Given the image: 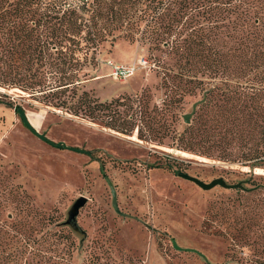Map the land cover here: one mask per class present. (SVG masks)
<instances>
[{
  "label": "trees",
  "instance_id": "trees-1",
  "mask_svg": "<svg viewBox=\"0 0 264 264\" xmlns=\"http://www.w3.org/2000/svg\"><path fill=\"white\" fill-rule=\"evenodd\" d=\"M119 39L144 47L162 73L165 99L150 108L141 96L145 128L138 132L159 145L264 171V91L228 84L223 93L219 81L223 73L264 72V0H0V89L25 91L84 118L98 105L105 125L130 133L131 97L97 103L81 88L101 49ZM197 89L205 100L179 130L178 107ZM259 178L240 189L264 190ZM6 204L0 200V264H73L76 243L54 215H42L39 228L33 221L8 225ZM214 215L231 248L248 247V257L236 262L264 264V196L219 206ZM98 260L90 253L83 264Z\"/></svg>",
  "mask_w": 264,
  "mask_h": 264
},
{
  "label": "rangeland",
  "instance_id": "rangeland-1",
  "mask_svg": "<svg viewBox=\"0 0 264 264\" xmlns=\"http://www.w3.org/2000/svg\"><path fill=\"white\" fill-rule=\"evenodd\" d=\"M114 65L135 69L122 78L113 73ZM159 71L144 47L124 39L105 45L96 64L87 68L81 88L97 103L133 99L130 133L105 125L108 117L98 105L93 118H84L44 105L25 91L1 88L5 95H0V182L5 187L0 188V200L7 203L2 218L8 225L33 221L39 228L42 215H54L57 228L70 231L76 243L73 264H83L90 253L98 255V264H246L236 261L248 257V247L231 248L214 214L219 206L252 203L264 196L263 189L244 194L264 171L159 145L138 132V127L145 128L139 115L141 96L149 97L150 108L162 106L165 99ZM256 74H221L223 93L228 84L234 91L244 87L249 92L264 91V72ZM199 99L197 89L178 107L175 125L179 130L186 124L182 115ZM16 107L36 131L62 146L36 136ZM116 108L126 112L125 106ZM165 142L170 141L165 138ZM179 171L204 182L241 181L244 189L217 185L204 190L177 175ZM105 176L115 187L120 213L111 205ZM80 196L87 200L76 217L77 231L66 220ZM172 241L183 249H175Z\"/></svg>",
  "mask_w": 264,
  "mask_h": 264
},
{
  "label": "water",
  "instance_id": "water-1",
  "mask_svg": "<svg viewBox=\"0 0 264 264\" xmlns=\"http://www.w3.org/2000/svg\"><path fill=\"white\" fill-rule=\"evenodd\" d=\"M2 90V89H0ZM205 93H204V96L197 100L195 103H193L192 105V108H191V111L188 112V113H185L182 115V118H183V121L186 123V124H189L190 123V120H191V117L193 116V114L195 113L196 111V108L199 104H201L202 102H204L205 100ZM18 113H20L23 121L25 122V124L27 125V127L36 135L38 136L39 138L43 139L44 141H47L48 143L50 144H53L55 145L56 147H60L62 146V143H57V144H54L53 142L49 141L48 139L45 138V136L41 133H39L38 131H36L27 121L26 119V116L24 114V112L22 111L21 108H19L18 110ZM75 150H79V149H75ZM174 152H176V150H174ZM177 175L185 178V179H188L192 182H194L196 185H198L199 187H201L202 189L204 190H209L217 185L223 187V188H226V189H235V188H243V185H242V182H237V183H227L223 178H214L212 179L210 182H204L200 179H198L197 177H194L188 173H185V172H181L179 171L177 173ZM107 185L109 186V189H110V192H111V205L113 207V209L117 212V213H120V210L118 208V204H117V195H116V190H115V187L112 183V181L110 180V178L108 176H105L104 177ZM86 197L85 196H80L79 198H77L75 200V202L72 204L70 210L68 211V218L66 220V223L69 224L71 227H73L75 230L77 231H80V227L78 226V223H77V220H76V217L79 213V209L80 207H82L85 203H86ZM172 246L175 248V249H178V250H181L183 249L182 247L178 246L176 244L175 241H172Z\"/></svg>",
  "mask_w": 264,
  "mask_h": 264
},
{
  "label": "built area",
  "instance_id": "built-area-1",
  "mask_svg": "<svg viewBox=\"0 0 264 264\" xmlns=\"http://www.w3.org/2000/svg\"><path fill=\"white\" fill-rule=\"evenodd\" d=\"M135 67L132 65L122 66V65H114L113 66V73L116 76L125 78L133 73Z\"/></svg>",
  "mask_w": 264,
  "mask_h": 264
}]
</instances>
